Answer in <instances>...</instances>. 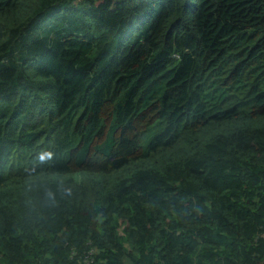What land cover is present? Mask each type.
<instances>
[{"label": "trees", "instance_id": "1", "mask_svg": "<svg viewBox=\"0 0 264 264\" xmlns=\"http://www.w3.org/2000/svg\"><path fill=\"white\" fill-rule=\"evenodd\" d=\"M0 264H264V0H0Z\"/></svg>", "mask_w": 264, "mask_h": 264}, {"label": "clouds", "instance_id": "2", "mask_svg": "<svg viewBox=\"0 0 264 264\" xmlns=\"http://www.w3.org/2000/svg\"><path fill=\"white\" fill-rule=\"evenodd\" d=\"M51 157H52V153L49 152L48 153V158H51ZM39 159H40L41 162H45L46 161V157H45V155L43 153L39 154Z\"/></svg>", "mask_w": 264, "mask_h": 264}]
</instances>
